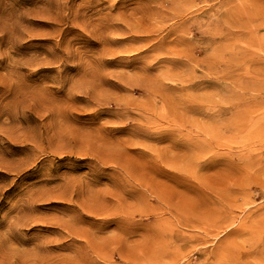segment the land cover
Here are the masks:
<instances>
[{"label": "rangeland", "instance_id": "374dc122", "mask_svg": "<svg viewBox=\"0 0 264 264\" xmlns=\"http://www.w3.org/2000/svg\"><path fill=\"white\" fill-rule=\"evenodd\" d=\"M0 85V264H264V0H0Z\"/></svg>", "mask_w": 264, "mask_h": 264}, {"label": "snow or ice", "instance_id": "6c2138e0", "mask_svg": "<svg viewBox=\"0 0 264 264\" xmlns=\"http://www.w3.org/2000/svg\"><path fill=\"white\" fill-rule=\"evenodd\" d=\"M180 67H183V64L180 63V66L177 67V68H180ZM199 82H206V83H208V89H212V88H214V87H217V85H216L215 82H213V81H199ZM0 87H4V86L0 85ZM189 90H190V91H193V92L198 91V83L196 82V83L192 84V85L190 86ZM197 108H201V106L198 105V104H196V103H189V105H188V110L191 112L192 115H194V116H198V117H201L200 114H199L198 112L192 111L193 109H197ZM202 118L208 119V118H206V117H202ZM161 128H171V127H161ZM147 129L155 130V129H152V128H147ZM189 155H191V154H189ZM193 162H194V161H193ZM194 163H195V162H194ZM166 171H167V170H166ZM159 179L161 180L162 178H159ZM165 182H166V181H165ZM130 184H131V185H134L137 189H140V187H139L138 185H136L134 182H132V183H130ZM140 190H141V189H140ZM119 192H120V191H119ZM141 192H142V194H143V196H144V193H143L142 190H141ZM88 196H89V193L87 194L86 197H88ZM86 197H85V198H86ZM123 198H124V196H123ZM143 199H144V198H143ZM143 199H142L141 201L137 202V203H141V202L143 201ZM79 200H80V199H79ZM126 201H127V200H126ZM127 202H128V201H127ZM70 206L75 207V208H78V209L83 213V210L80 209L78 205H76V204H71ZM83 215H84L85 217H87V218H90V219H92V220H97V221H104V220H107V219H109V218H111V217H115V216H125V217H129V216H126V215H123V214H116V215H114V216L107 217V218L95 217V216H91L90 214H87V213H83ZM129 218L137 219V218H135V217H129ZM139 219H147V220H149V222H150V224H151V229H150L148 232H150V231L153 230V224H154V220H155L154 217H152V216L149 215L148 217H141V218H139ZM34 227H47V226H46V225H42V224H37V225H35ZM6 229H7V226H0V231H4V230H6ZM15 230H16V232H20V231L17 230V229H15ZM25 231H27V230H25ZM111 232H117V233H119V232L116 231V230H113V231H111ZM148 232H147V233H148ZM108 233H109V232H108ZM105 234H106V233H97V234H95V236L100 237V236H104ZM138 237H139V236H136V237H134V238H128V239H135V238H138ZM66 238H71V240H72L73 242H75L76 244H78V245L80 246V248L82 249L81 251H72L71 253H74L75 255H77V257H78L80 260L83 261V264H97V261H96L94 255H93V253H92L91 250L88 248V246H87V244H86L85 241L78 240V239L75 238V237H66ZM11 239L14 240V241H16V242H18L14 237H11ZM18 243H19V242H18Z\"/></svg>", "mask_w": 264, "mask_h": 264}]
</instances>
